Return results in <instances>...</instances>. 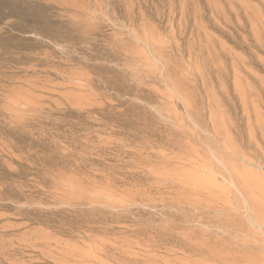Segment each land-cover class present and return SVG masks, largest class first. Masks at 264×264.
Wrapping results in <instances>:
<instances>
[{
  "label": "rangeland",
  "instance_id": "obj_1",
  "mask_svg": "<svg viewBox=\"0 0 264 264\" xmlns=\"http://www.w3.org/2000/svg\"><path fill=\"white\" fill-rule=\"evenodd\" d=\"M0 264H264V0H0Z\"/></svg>",
  "mask_w": 264,
  "mask_h": 264
}]
</instances>
